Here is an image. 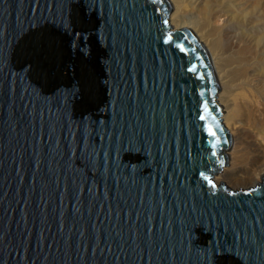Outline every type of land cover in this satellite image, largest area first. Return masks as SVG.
Here are the masks:
<instances>
[{"label": "water", "instance_id": "1", "mask_svg": "<svg viewBox=\"0 0 264 264\" xmlns=\"http://www.w3.org/2000/svg\"><path fill=\"white\" fill-rule=\"evenodd\" d=\"M172 11L0 0V264H264V176L216 182L221 87Z\"/></svg>", "mask_w": 264, "mask_h": 264}, {"label": "bare ground", "instance_id": "2", "mask_svg": "<svg viewBox=\"0 0 264 264\" xmlns=\"http://www.w3.org/2000/svg\"><path fill=\"white\" fill-rule=\"evenodd\" d=\"M169 1L175 9L169 18L173 30L188 28L192 32L211 61L221 87L217 100L224 107L223 124L232 135L233 151L229 168L223 170L216 182L227 181V185L235 188L257 183L264 175V163H261V150L251 149L250 142L254 131L264 132L261 40L247 33L250 25L245 23L238 0ZM194 11L201 18L186 20V14L196 15Z\"/></svg>", "mask_w": 264, "mask_h": 264}, {"label": "rangeland", "instance_id": "3", "mask_svg": "<svg viewBox=\"0 0 264 264\" xmlns=\"http://www.w3.org/2000/svg\"><path fill=\"white\" fill-rule=\"evenodd\" d=\"M238 2H240V4H241L242 11H243L242 14L243 15L245 14V19H244L245 23L250 25L249 28L251 30H248L247 33H250L251 35H253L257 39L261 40L262 49H264V38H263L264 37V0H238ZM174 11H175V9L173 6V11L171 12L170 17ZM194 12H196V11H194ZM185 18L188 21H197L201 18V15H199L196 12V15L191 14L190 16H188L186 14ZM223 21L224 20L220 21V24H222ZM170 23H171V21H170ZM191 30L193 31L192 28H191ZM263 56H264V54H263ZM257 128L261 129L260 126H257ZM253 138L254 139H251L252 141L250 142L251 143V149H258V151L261 150L260 151L261 153L263 152L262 154L260 153V156H261V163H264V132L262 134H258L257 131H254ZM256 145H257V147H255ZM258 145H259V148H258ZM232 151H233V144H232L231 149L228 152L229 157H230L229 164L231 162V155H232L231 152ZM243 167H245V166H243ZM246 167H249V166L247 165ZM228 168H229V166H228ZM228 168H226V169H228ZM220 175L221 174H218V176H216L215 179L218 178ZM262 176H264V175H262ZM260 178L257 181L259 183L262 182ZM224 182L227 185V181H224ZM256 184L257 183H254V184H251L248 186L237 187V188L233 187L232 184L231 185L229 184L227 186L229 188L235 189V190H239V188L242 190H246L248 188L255 186Z\"/></svg>", "mask_w": 264, "mask_h": 264}, {"label": "flooded vegetation", "instance_id": "4", "mask_svg": "<svg viewBox=\"0 0 264 264\" xmlns=\"http://www.w3.org/2000/svg\"><path fill=\"white\" fill-rule=\"evenodd\" d=\"M38 76V82L44 92H50L60 84L67 85L69 79V77L59 69H55L53 74L48 71L47 73H40Z\"/></svg>", "mask_w": 264, "mask_h": 264}]
</instances>
